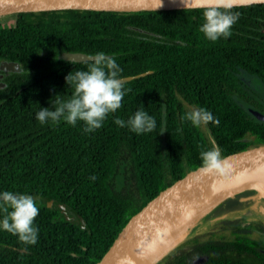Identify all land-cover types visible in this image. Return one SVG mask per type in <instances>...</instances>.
<instances>
[{
	"label": "trees",
	"instance_id": "1",
	"mask_svg": "<svg viewBox=\"0 0 264 264\" xmlns=\"http://www.w3.org/2000/svg\"><path fill=\"white\" fill-rule=\"evenodd\" d=\"M203 10L63 9L21 11L13 18L0 17V61L17 60L25 67L8 76L6 87L0 89V193L40 194L56 202L53 207L40 206L35 200L39 208L34 221L39 229L35 245L24 244L18 236L0 228V264H95L130 215L187 165L202 160V152L222 149L248 137H264V121L257 120L234 93L172 88L185 80L204 86L214 84L211 72L216 67L211 59L227 51L228 46L237 54H264V47H251L254 44L250 42L247 49L240 42L242 48L237 50L233 40H208L199 31L204 23ZM231 10L240 15L230 37H264L260 29L248 28L242 33L233 30L241 24L264 27V3L235 5ZM130 25L163 36L151 37L130 29ZM64 51L103 53L114 58L121 69L118 77L154 71L122 82L126 92L122 106L107 116L100 129L87 133L83 121L72 126L63 119L41 124L36 118L41 108L54 110L57 95L68 101L74 92L65 89L60 77L50 71L61 67ZM77 63L88 69L91 61ZM19 76L24 78V88L18 87ZM163 85L171 89L161 90ZM240 95L264 111L253 93ZM201 108L211 112L219 123L197 127L186 119L188 112ZM141 109L154 117V131L137 134L115 123L116 118L127 122ZM120 150L132 157L134 173L131 182L117 191L111 175ZM59 203H64L72 214L84 217L88 227L65 217L59 220L53 216V221L50 215L61 213ZM4 215L0 208V220ZM182 242L158 263L175 261ZM233 244L241 248L230 254L222 248ZM209 246L215 248L205 250L204 263L228 260L234 264H264V246L246 234L235 241L217 240Z\"/></svg>",
	"mask_w": 264,
	"mask_h": 264
},
{
	"label": "water",
	"instance_id": "2",
	"mask_svg": "<svg viewBox=\"0 0 264 264\" xmlns=\"http://www.w3.org/2000/svg\"><path fill=\"white\" fill-rule=\"evenodd\" d=\"M206 0H0V17L21 11L90 9L141 11L154 9H175L202 7ZM231 6L264 3V0H227ZM130 29L146 33L151 37L163 35L136 25ZM147 37V36H146ZM151 37H147L152 39ZM96 54L83 51H64V59L86 61ZM0 68L6 71H21L17 60H2ZM149 69L134 75L118 77L122 82L132 80L153 72ZM244 107L259 121H264V111L241 100ZM166 119L164 111L163 115ZM209 128V127H208ZM211 140L214 138L211 135ZM218 169L207 170L203 160L187 165L178 174L158 188L136 210L118 230L104 255L95 264H154L188 235L185 230L197 227L213 204L222 203L247 191L235 185L237 178L264 174V137L240 139L231 146L217 149ZM17 195H31L34 199L43 198L40 194L14 192ZM254 206L259 204L264 212V189L257 190L252 196ZM214 200V201H213ZM67 219L87 228L88 223L82 216L72 215L61 204ZM197 215L196 220L191 219ZM200 216L202 217L200 219ZM1 219V217H0ZM192 220V221H191ZM161 231L158 235V229ZM190 234V233H189ZM180 237V238H179ZM179 238L178 242L176 240ZM165 244L162 246V243ZM75 254V253H73Z\"/></svg>",
	"mask_w": 264,
	"mask_h": 264
},
{
	"label": "clouds",
	"instance_id": "3",
	"mask_svg": "<svg viewBox=\"0 0 264 264\" xmlns=\"http://www.w3.org/2000/svg\"><path fill=\"white\" fill-rule=\"evenodd\" d=\"M203 7L204 23L199 31L210 41L231 36V29L239 19V13L231 10L227 0H206ZM91 63L87 70L75 71L65 77L66 83L74 87L72 97L62 101L57 95L55 109L41 108L36 118L41 124L48 121L59 123L61 119L75 126L78 121L85 124L84 131L91 133L102 127L110 113H115L122 106L126 95L122 81L118 78L121 69L114 58L97 53L90 57ZM131 91V89H128ZM194 126L210 122L219 123L211 112L206 109H196L186 114ZM115 123L123 128L128 126L137 134L150 133L156 128L154 117L147 112L138 110L127 122L120 118ZM219 153L215 149L201 153V158L207 170L218 169ZM95 179V177H92ZM0 208L5 213L0 220V228L18 236L20 242L35 245L38 242L39 229L34 227V221L39 215V208L31 195H17L10 191L0 193ZM11 209V211H9ZM168 231L167 228L158 229Z\"/></svg>",
	"mask_w": 264,
	"mask_h": 264
},
{
	"label": "flooded vegetation",
	"instance_id": "4",
	"mask_svg": "<svg viewBox=\"0 0 264 264\" xmlns=\"http://www.w3.org/2000/svg\"><path fill=\"white\" fill-rule=\"evenodd\" d=\"M248 28H251L253 30L257 29V31L258 29L262 31L264 30V27L254 26L253 24H251L250 26H248V24H241L240 26L233 28V30L242 33L246 32ZM226 39L235 41L237 43L235 49L237 50H240L242 48V46H240L239 44L240 42L245 43V45H243V48L245 49L248 48V42L254 44L251 47H264V37L258 34L256 36L250 35L249 37H246L245 35H241L236 37H228ZM226 48L228 49L227 51H224L223 53H217L215 54V57L211 59L213 67H216V69H213V72H211V75L214 76L215 85L209 84L204 86L198 83H189L187 82V80H185L186 82L184 83L173 84V90H224L227 92L234 93L235 99L238 100L241 104V100L244 99L241 97L240 93L250 92L254 94L255 98L257 99V102L260 105L264 106V54L260 52H251L250 54H248V52L245 51L241 52L240 54H237L236 52L231 50V46H228ZM63 60L64 61L60 63V68H51L50 71L57 77H60V80L64 82L65 89L74 90L73 86L68 85L66 83L65 77L72 72L87 70V68L85 66L79 65L76 60H68L64 58ZM19 63L22 67L21 71H24L25 67L23 63ZM194 66H196L195 63ZM21 71H6L0 68V89L6 87L8 76L12 75V73L14 72ZM18 80V87L24 88V78L22 76H19ZM160 89L169 90L171 89V86L163 85V88L161 87ZM207 131L211 139L212 133L208 129V127ZM216 149L218 148L216 147ZM115 156L116 160L114 170L111 175V182L117 191H122L123 188L126 187V185L132 180L134 173V165L132 157L127 152H123L122 150H120ZM253 195L254 194H251L248 191H244L233 197H228L227 199H225L222 203L223 205H225V211L223 210V214L215 216L212 215L210 218L204 219V221H202L196 228H194V230L184 238V242H182L177 247L178 253L176 256L177 259L175 261H170L171 263L154 264H212L204 263V256L207 254L205 250H213L215 247H217V245H214L215 247H211L210 249L209 244L211 242H215L217 240H223L228 242L233 240L235 241L239 235L242 236L244 234H246L250 239L256 240L261 246H264V227L261 225V223L263 222L262 219L264 217V212H260L258 210L261 209L259 207V204H256V207L254 206L256 200L254 197H252ZM35 200H39L37 202L38 205H40V203H43L45 205L49 204L51 207H53L56 203L54 200H46L44 198H37ZM61 204L64 203H59L61 213H55V215H50L53 221H56V218L54 219L55 216L59 220L62 217L66 218ZM65 209L71 213V211L68 210L66 205ZM237 210H240L241 212L234 213ZM75 216L77 215L75 214ZM228 220L232 221L231 224L233 226L230 233H226L224 232V230H222V228L217 227V225L220 224L222 221L224 222ZM254 234L258 235V237H255ZM222 248H224V250H226L228 254H230L232 251L237 250V248H241V246L239 244H233L224 245ZM75 255H77V253H75ZM189 257H191V263H187V258ZM220 264L234 263H231V261L226 260V263Z\"/></svg>",
	"mask_w": 264,
	"mask_h": 264
},
{
	"label": "rangeland",
	"instance_id": "5",
	"mask_svg": "<svg viewBox=\"0 0 264 264\" xmlns=\"http://www.w3.org/2000/svg\"><path fill=\"white\" fill-rule=\"evenodd\" d=\"M15 17V14H12V15H4L2 16V18H13ZM214 201V200H213ZM223 203V202H222ZM222 203H219V204H213L211 205L212 207H210L208 209V212L207 213H204L202 212L201 216L204 218V219H208L210 218L212 215L215 216V215H220V214H223V210H224V206ZM225 211V210H224ZM241 211L240 210H237L235 211L234 213H240ZM225 213V212H224ZM200 216V219L202 218ZM263 222L261 223V225L264 227V217H263ZM241 221H244V220H241ZM232 221H222L220 224L217 225V227H220L222 228V230H224V232L226 233H230L231 229H232V224H231ZM195 227H193L191 230L190 228L187 229V231H185L184 233H191L193 230H194ZM264 229V228H263ZM255 237H258V235L254 234ZM180 238V237H179ZM179 238L176 240V243L178 242Z\"/></svg>",
	"mask_w": 264,
	"mask_h": 264
},
{
	"label": "bare ground",
	"instance_id": "6",
	"mask_svg": "<svg viewBox=\"0 0 264 264\" xmlns=\"http://www.w3.org/2000/svg\"><path fill=\"white\" fill-rule=\"evenodd\" d=\"M235 185L246 189L251 194H254L257 190L264 189V174H258L254 176L244 177V178H241V177L237 178L235 180ZM196 217L197 215L195 214L191 219L196 220ZM164 244L165 242L162 243V246Z\"/></svg>",
	"mask_w": 264,
	"mask_h": 264
}]
</instances>
